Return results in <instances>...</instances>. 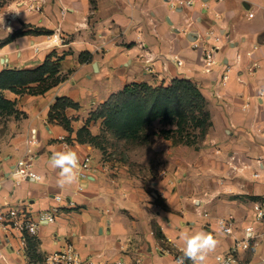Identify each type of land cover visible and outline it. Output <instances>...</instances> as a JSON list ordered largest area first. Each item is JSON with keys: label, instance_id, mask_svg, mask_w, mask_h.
Wrapping results in <instances>:
<instances>
[{"label": "crops", "instance_id": "crops-1", "mask_svg": "<svg viewBox=\"0 0 264 264\" xmlns=\"http://www.w3.org/2000/svg\"><path fill=\"white\" fill-rule=\"evenodd\" d=\"M185 1L0 4V72L32 70L50 58L63 77L45 93L1 91L20 115L2 124L0 205L19 207L34 219L56 205L60 212L28 237L26 250L18 251L19 231H1L0 264H41L39 256L44 260L68 244L91 264H175L183 235L198 231L217 241L206 264H219L215 255L244 237L255 206L264 204V0ZM19 30L24 33L9 39ZM207 46H217L210 70L201 48ZM226 66L232 72L223 84ZM175 78L195 82L207 100L212 126L198 146L157 135L139 148L138 173L107 148L77 140L83 127L101 133L104 119L91 115L114 93L133 82L166 86ZM61 98L77 104L60 109L71 130L49 117ZM66 147L89 158L90 169L87 178L79 175L77 183L61 188L48 161ZM27 156L42 179L17 185L11 169ZM222 218L231 220V234L218 223ZM239 256L259 262L264 245Z\"/></svg>", "mask_w": 264, "mask_h": 264}, {"label": "trees", "instance_id": "trees-1", "mask_svg": "<svg viewBox=\"0 0 264 264\" xmlns=\"http://www.w3.org/2000/svg\"><path fill=\"white\" fill-rule=\"evenodd\" d=\"M33 31L40 32L41 30ZM42 32L51 33L48 30H42ZM21 33L24 31H16L9 39ZM62 80L63 77L59 74V63L50 58L32 70L5 69L1 71L0 118H7L13 114L20 115L15 102L4 97L1 93L2 90L10 89L17 93L40 94L45 93ZM67 106L75 107L77 104L68 98H61L53 105L49 117L51 120L57 119L71 130L69 121L60 112V109ZM162 116L176 122V130H166L161 134L165 138L172 139L176 144L198 146L212 126L205 96L197 84L187 78H175L166 86H152L147 82H133L123 90L111 95L91 115L92 118H103L105 128L126 141L137 133H139L140 138L146 126ZM171 131L174 134H171ZM100 139V135H93L86 127L78 131L77 140L79 142L86 141L102 146ZM147 141L150 140L146 139L143 142ZM29 236L26 235L27 243ZM177 256L180 257L181 255L177 253ZM42 259L39 256L38 260L44 261Z\"/></svg>", "mask_w": 264, "mask_h": 264}, {"label": "built area", "instance_id": "built-area-1", "mask_svg": "<svg viewBox=\"0 0 264 264\" xmlns=\"http://www.w3.org/2000/svg\"><path fill=\"white\" fill-rule=\"evenodd\" d=\"M184 3L187 5H191L193 1L186 0ZM37 9H40V6H38ZM209 34L215 35L216 41L220 39V37L216 35L214 31H210ZM193 46L195 48L200 47L198 43H194ZM201 48L204 53V61L206 62L207 70H210V67L216 63L217 46H207ZM175 61L179 65H182L184 63V61L178 57L175 58ZM231 72L232 68L230 66H226L224 68L221 79L223 84L228 83V81L230 80ZM259 96H263L261 95V92ZM30 142L32 143V140H30ZM79 161V175L87 178L88 170L90 169V160L89 158L83 159L79 157ZM11 176L13 177L17 185L27 179L33 180V176L39 177L38 180L42 179L40 173H38L34 168L33 157L31 156L22 157L17 160V162L11 169ZM79 189H83V186H79ZM55 198L59 202L64 199L62 195H57L55 196ZM59 212L60 205H56L48 210L41 211L38 214L37 218L34 219L27 216V214L23 212V210H21L19 207L11 206L9 204L0 205V232L7 231L8 233H12L13 230L19 231L22 238V247L18 251L22 249L26 250L28 247L26 235L35 236L37 234L38 229L41 226V224H39L38 222L39 218L41 216H48L51 218V220L46 224H53L56 221V217ZM253 217V221L244 227V237L241 239L235 238V241L227 252L215 255V259L219 264H264V257H262L259 262H252L251 260H247L239 256L240 250H248L251 248L255 249L259 245H264V204L257 203L254 208ZM218 223L223 227V231L225 233H232L231 220L222 218L218 220ZM43 264H91V262L82 258V256L72 244H68V246L64 250H59L47 254L44 258ZM106 264L124 263L123 261L118 260Z\"/></svg>", "mask_w": 264, "mask_h": 264}, {"label": "clouds", "instance_id": "clouds-1", "mask_svg": "<svg viewBox=\"0 0 264 264\" xmlns=\"http://www.w3.org/2000/svg\"><path fill=\"white\" fill-rule=\"evenodd\" d=\"M261 95H264V90H261ZM48 163L53 170H58L57 185L59 187L63 188L65 185L78 182L80 161L75 151L67 147L63 150L54 151ZM32 179L35 181L39 177L33 176ZM50 220L51 218L48 216H41L38 222L44 225ZM183 241L184 247L181 249L182 255L176 259L175 264H185V261H191V264H206L208 254L214 251L217 245V241L213 236L204 231H198L193 234L185 233L183 235Z\"/></svg>", "mask_w": 264, "mask_h": 264}, {"label": "rangeland", "instance_id": "rangeland-1", "mask_svg": "<svg viewBox=\"0 0 264 264\" xmlns=\"http://www.w3.org/2000/svg\"><path fill=\"white\" fill-rule=\"evenodd\" d=\"M16 1L20 2L21 0ZM3 2H6V0H0V4ZM5 121L6 118H0V137L3 130L2 124H4ZM176 129L177 125L175 121H172L166 116H162L161 118H158L148 124L144 131L141 133L140 138L139 133H137L136 135L129 137L128 141H126L125 139H121L117 137L116 134H114L112 131L105 128L104 123L99 135L101 138L100 142L102 147L107 148L106 151L109 152L111 158L122 159L126 161L129 160L130 163H134L133 168L135 166L138 168L139 173V165L137 166V164H139V151L142 148L143 141L146 139L152 140L155 136L161 135L163 131ZM171 134H174V132L171 131Z\"/></svg>", "mask_w": 264, "mask_h": 264}]
</instances>
